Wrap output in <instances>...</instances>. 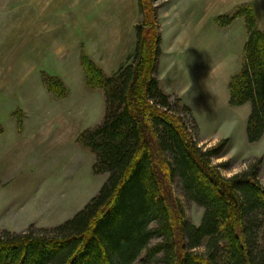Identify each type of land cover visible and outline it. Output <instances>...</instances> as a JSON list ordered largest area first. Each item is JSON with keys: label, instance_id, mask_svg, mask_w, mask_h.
I'll use <instances>...</instances> for the list:
<instances>
[{"label": "rangeland", "instance_id": "obj_1", "mask_svg": "<svg viewBox=\"0 0 264 264\" xmlns=\"http://www.w3.org/2000/svg\"><path fill=\"white\" fill-rule=\"evenodd\" d=\"M246 8L264 32V0H0V236L31 227L39 236L98 195L107 176L94 174L95 156L79 139L101 125L106 100L87 85L82 60L108 77L135 64L138 30L150 29L153 14L161 56L152 76L192 103L195 116L182 115L200 147L227 142L213 160L226 179L256 164L264 186V136L247 138L251 105H230L248 38L245 19L234 17ZM171 193L199 226L204 209L187 202L179 184Z\"/></svg>", "mask_w": 264, "mask_h": 264}, {"label": "trees", "instance_id": "obj_2", "mask_svg": "<svg viewBox=\"0 0 264 264\" xmlns=\"http://www.w3.org/2000/svg\"><path fill=\"white\" fill-rule=\"evenodd\" d=\"M148 9L142 1L149 22ZM152 18L149 30H138L135 64L108 77L82 60L87 85L102 90L106 100L101 125L79 139L95 156L94 174L107 176L98 195L39 236L32 227L0 236V264H264L259 165L229 179L213 166L227 142L200 147L182 115L192 118L191 110L152 76L161 56L157 15ZM234 18L245 19L248 38L241 71L229 85L230 105H251L247 138L254 144L264 136V32L251 9ZM234 18L220 22L229 25ZM175 184L187 202L204 209L199 226L177 206Z\"/></svg>", "mask_w": 264, "mask_h": 264}, {"label": "crops", "instance_id": "obj_3", "mask_svg": "<svg viewBox=\"0 0 264 264\" xmlns=\"http://www.w3.org/2000/svg\"><path fill=\"white\" fill-rule=\"evenodd\" d=\"M188 46L190 47L191 46V42H190V44H188ZM187 47V46H186ZM187 50V49H186ZM184 75V77L187 79V78H189V76H186L185 74H183ZM188 75V74H187ZM162 76L160 75V78H161ZM190 77H191V75H190ZM199 78H198V80H196L195 82H197L198 83V81H200V82H202V84H204V93H206L205 92V88H206V82H205V80H202V78H201V76L199 75L198 76ZM192 78V77H191ZM161 80V79H160ZM211 81V80H210ZM200 82L198 83V85H199V87H201L200 86ZM210 83V82H209ZM161 89H162V91L166 94V95H169L170 97H177L178 99H180L181 100V102H182V104L184 105V106H186V107H188L189 109H191L192 111H193V113H194V116H195V111L193 110V108H192V106H191V104L192 103H190L189 101L188 102H186V100L183 98V96H181L182 95V93H179V92H172L171 90V87H167V85H168V83L167 82H164V80L162 79L161 80ZM207 94V93H206ZM209 94H210V92H209ZM208 94V95H209ZM200 102H201V100H197V104L200 106Z\"/></svg>", "mask_w": 264, "mask_h": 264}]
</instances>
